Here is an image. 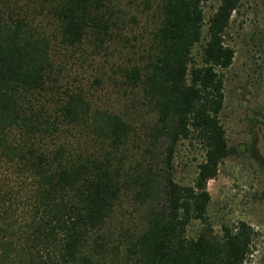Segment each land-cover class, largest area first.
<instances>
[{
  "label": "trees",
  "instance_id": "trees-1",
  "mask_svg": "<svg viewBox=\"0 0 264 264\" xmlns=\"http://www.w3.org/2000/svg\"><path fill=\"white\" fill-rule=\"evenodd\" d=\"M209 1L0 0V264H245L253 230L216 236L207 218V185L233 153L219 117L241 0H220L204 30ZM119 41L134 61L73 72ZM100 72L154 115L141 161L129 122L91 98ZM182 141L203 153L191 185L174 179ZM125 201L130 225L116 218ZM197 220L207 228L188 237Z\"/></svg>",
  "mask_w": 264,
  "mask_h": 264
},
{
  "label": "rangeland",
  "instance_id": "rangeland-1",
  "mask_svg": "<svg viewBox=\"0 0 264 264\" xmlns=\"http://www.w3.org/2000/svg\"><path fill=\"white\" fill-rule=\"evenodd\" d=\"M219 5L220 0H211L203 6L204 30ZM224 39L234 54L231 66L223 71L224 103L219 118L233 153L220 164L217 177L207 185L210 195L208 228L213 235L221 236L224 227L233 229L239 223L246 224L254 235L251 238V255L245 264H264V0H241ZM113 48V57L106 55L109 50L101 51L100 56L91 61L77 62L72 67L73 72L83 76L82 79L89 77L88 81H91L95 74L98 75L101 63L105 67L111 64L122 66L129 59H136L132 50L123 49L121 41ZM83 50L84 55H88L86 58L89 57L92 47L88 41L83 43ZM201 52V45L192 50L193 60L198 65ZM77 56L80 58V53L74 55ZM103 74L100 72L104 81L99 90L93 93L91 89V98L101 108L129 122L131 135L127 150L133 154L131 158L141 161L140 154L136 153L142 152L141 148L147 145L144 136L153 126L154 115L144 104L139 107L137 101L136 105L122 91L114 88ZM156 151L160 153V150ZM202 158L198 145L180 142L173 161L176 182L191 185ZM132 160L130 167L136 165ZM131 210L130 202L125 201L117 208L116 218L123 224H133L135 219ZM204 228L207 226L203 222L193 221L187 236L195 237Z\"/></svg>",
  "mask_w": 264,
  "mask_h": 264
}]
</instances>
